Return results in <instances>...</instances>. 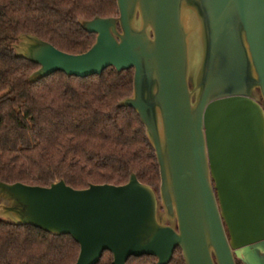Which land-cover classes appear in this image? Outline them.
I'll return each instance as SVG.
<instances>
[{"label":"water","instance_id":"obj_1","mask_svg":"<svg viewBox=\"0 0 264 264\" xmlns=\"http://www.w3.org/2000/svg\"><path fill=\"white\" fill-rule=\"evenodd\" d=\"M119 15L80 21L96 36L85 53L20 35L17 56L39 66L30 81L61 72L86 79L133 69L119 106L145 127L160 188L134 173L122 186L76 190L0 181V219L80 247L75 264L150 256L169 264H263L264 0H117ZM261 252V251H260Z\"/></svg>","mask_w":264,"mask_h":264},{"label":"trees","instance_id":"obj_2","mask_svg":"<svg viewBox=\"0 0 264 264\" xmlns=\"http://www.w3.org/2000/svg\"><path fill=\"white\" fill-rule=\"evenodd\" d=\"M119 15L117 0H0V181L48 187L65 181L76 190L122 186L134 173L159 192L160 171L137 113L119 104L133 93L134 70L81 79L58 72L30 81L39 66L17 56L20 35L61 52H87L96 36L80 21ZM79 245L0 219V264H75ZM105 252L98 264H112ZM132 257L127 264H156ZM169 264H185L177 249Z\"/></svg>","mask_w":264,"mask_h":264},{"label":"rangeland","instance_id":"obj_3","mask_svg":"<svg viewBox=\"0 0 264 264\" xmlns=\"http://www.w3.org/2000/svg\"><path fill=\"white\" fill-rule=\"evenodd\" d=\"M261 251V252H260ZM260 251L258 252L257 251V256L259 257V260L261 261V262H263V264H264V247H262L261 249H260Z\"/></svg>","mask_w":264,"mask_h":264},{"label":"flooded vegetation","instance_id":"obj_4","mask_svg":"<svg viewBox=\"0 0 264 264\" xmlns=\"http://www.w3.org/2000/svg\"><path fill=\"white\" fill-rule=\"evenodd\" d=\"M237 264H243L240 260H237Z\"/></svg>","mask_w":264,"mask_h":264}]
</instances>
